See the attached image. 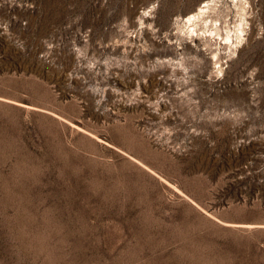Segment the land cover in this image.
<instances>
[{"label":"rangeland","instance_id":"rangeland-1","mask_svg":"<svg viewBox=\"0 0 264 264\" xmlns=\"http://www.w3.org/2000/svg\"><path fill=\"white\" fill-rule=\"evenodd\" d=\"M242 3L0 0V264H264V0Z\"/></svg>","mask_w":264,"mask_h":264},{"label":"bare ground","instance_id":"bare-ground-1","mask_svg":"<svg viewBox=\"0 0 264 264\" xmlns=\"http://www.w3.org/2000/svg\"><path fill=\"white\" fill-rule=\"evenodd\" d=\"M237 1V2H236ZM245 1V0H244ZM213 3H215V1H212ZM233 2H234V4L236 5H238V2H239V4H240V6H243V3H242V0H233ZM215 6V5H214ZM240 8V7H239ZM242 8V7H241ZM213 9V6L210 4V2L208 1V2H206L205 4H203V6H201L199 9H198V11H197V13H194V14H192V15H189L184 21H183V24L185 25V26H187V29H188V32L190 33V34H193V35H195L194 33H196V22H198V20H200V19H202V20H204V18H205V16H207L210 12H211V10ZM241 11H243V10H241ZM244 18V17H243ZM206 21V20H205ZM201 22V21H200ZM241 22V21H240ZM207 24V23H206ZM205 25V24H204ZM208 25V24H207ZM242 24H240L239 25V27L241 26ZM211 28V27H210ZM217 28V27H216ZM203 29V28H202ZM209 30V29H208ZM208 30H206V31H204V32H209ZM202 31V32H203ZM240 31V30H239ZM187 32V33H188ZM203 32V33H204ZM211 34H212V32H210ZM209 34V33H208ZM210 34V35H211ZM228 35V34H227ZM191 36V35H190ZM239 36V35H238ZM238 38H240V37H238ZM228 40H230V38H229V36H227L226 37V39H225V41H227L228 42ZM226 43V42H225Z\"/></svg>","mask_w":264,"mask_h":264}]
</instances>
